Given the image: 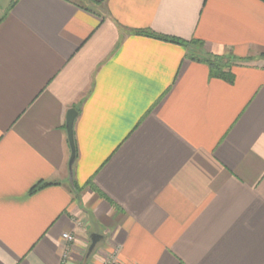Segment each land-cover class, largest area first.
Here are the masks:
<instances>
[{
	"label": "crops",
	"instance_id": "0c3cea01",
	"mask_svg": "<svg viewBox=\"0 0 264 264\" xmlns=\"http://www.w3.org/2000/svg\"><path fill=\"white\" fill-rule=\"evenodd\" d=\"M108 256L264 264V0H0V264Z\"/></svg>",
	"mask_w": 264,
	"mask_h": 264
},
{
	"label": "trees",
	"instance_id": "16d2710c",
	"mask_svg": "<svg viewBox=\"0 0 264 264\" xmlns=\"http://www.w3.org/2000/svg\"><path fill=\"white\" fill-rule=\"evenodd\" d=\"M141 33V32H137ZM148 35H152L147 33ZM158 38H163L166 40H170L173 42H180L175 38L171 37H163V36H157ZM181 43V42H180ZM202 60L205 64H207L209 68V72L211 76L221 78L223 80L232 81L233 75L231 73V66L235 64V59L233 57L229 56H223V55H205L199 58ZM42 183H39L35 185L33 188H39L42 186Z\"/></svg>",
	"mask_w": 264,
	"mask_h": 264
},
{
	"label": "water",
	"instance_id": "95a60500",
	"mask_svg": "<svg viewBox=\"0 0 264 264\" xmlns=\"http://www.w3.org/2000/svg\"><path fill=\"white\" fill-rule=\"evenodd\" d=\"M77 116V111L73 108L69 109L67 111V115H66V131H67V138H68V142H69V146L71 149V155H70V159H69V177H70V181L72 182V164L75 160V145H74V139H73V124H74V120ZM100 236L97 234H92L90 237V244L88 246L87 249V254H90L92 252V250L94 249V247L96 246L97 242L99 241Z\"/></svg>",
	"mask_w": 264,
	"mask_h": 264
},
{
	"label": "built area",
	"instance_id": "2783aa9c",
	"mask_svg": "<svg viewBox=\"0 0 264 264\" xmlns=\"http://www.w3.org/2000/svg\"><path fill=\"white\" fill-rule=\"evenodd\" d=\"M63 238H65L68 242H73L75 240V235L64 233ZM116 263H117V260H116V257L114 256H108L102 262V264H116Z\"/></svg>",
	"mask_w": 264,
	"mask_h": 264
}]
</instances>
